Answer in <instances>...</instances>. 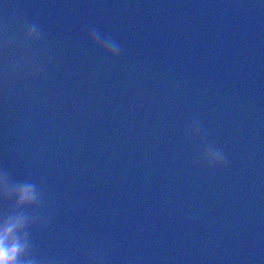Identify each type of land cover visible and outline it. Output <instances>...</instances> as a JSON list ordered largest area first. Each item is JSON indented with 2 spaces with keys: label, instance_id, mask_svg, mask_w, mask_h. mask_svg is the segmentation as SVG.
<instances>
[{
  "label": "water",
  "instance_id": "1",
  "mask_svg": "<svg viewBox=\"0 0 264 264\" xmlns=\"http://www.w3.org/2000/svg\"><path fill=\"white\" fill-rule=\"evenodd\" d=\"M0 172L41 264H264V0H0Z\"/></svg>",
  "mask_w": 264,
  "mask_h": 264
},
{
  "label": "clouds",
  "instance_id": "2",
  "mask_svg": "<svg viewBox=\"0 0 264 264\" xmlns=\"http://www.w3.org/2000/svg\"><path fill=\"white\" fill-rule=\"evenodd\" d=\"M88 35L93 44L98 45L108 55L115 57L120 54V46L111 38H102L95 28L91 29ZM40 38L41 32L38 25L35 23L27 25L22 45L28 47L30 42L36 43ZM11 43V39H6L4 46L7 47ZM20 63L27 64L31 61L25 59ZM20 63L13 65V71L20 67ZM192 131L197 133L200 131L195 122ZM202 158L207 161L209 166L224 163L221 150L212 146L205 147ZM0 199L6 202L14 200L12 206L0 214V264H41L35 256L29 238L30 227L39 220V216L28 213L26 209L40 208L43 193L33 182L14 183L7 172H0Z\"/></svg>",
  "mask_w": 264,
  "mask_h": 264
}]
</instances>
